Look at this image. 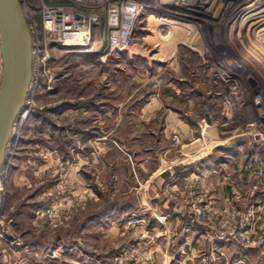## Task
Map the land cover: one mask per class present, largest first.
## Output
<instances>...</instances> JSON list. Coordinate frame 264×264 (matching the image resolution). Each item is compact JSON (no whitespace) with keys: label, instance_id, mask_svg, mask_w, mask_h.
<instances>
[{"label":"rangeland","instance_id":"obj_1","mask_svg":"<svg viewBox=\"0 0 264 264\" xmlns=\"http://www.w3.org/2000/svg\"><path fill=\"white\" fill-rule=\"evenodd\" d=\"M19 1L31 35L32 79L0 168V229L8 240L20 239L21 251L13 254L0 239V264H14L20 253L39 260L34 255L41 247L54 245L57 236L75 239L77 231L81 240L85 234L97 237L88 246L107 256L108 264H156L166 248L163 232L153 230L156 197L184 209L199 226L208 244L205 264H231V245L255 250L253 264L264 260V245L257 242L264 206L251 203L244 187L232 197L216 196L224 185L205 189L198 174H182L186 162L207 151L197 139L210 127L218 130L219 141L209 161L227 158L214 155L224 150L226 138L230 145L263 142L264 0ZM254 2L262 7L243 10ZM124 3L142 6L130 36L131 17H110ZM50 5L86 18V42L64 45L63 34L76 18L65 24L70 28L53 27L46 19ZM1 72L0 56V79ZM178 174V185L171 184ZM192 182L191 195L205 213L200 219L189 207ZM142 193L151 203L145 213L139 208ZM113 207L124 213L108 237L97 233L102 228H82L89 213ZM52 208L56 218L40 216ZM250 211L257 231L246 226L241 232L238 225ZM51 249V260L64 251ZM80 258L106 262L83 252ZM165 260L161 264H169Z\"/></svg>","mask_w":264,"mask_h":264},{"label":"crops","instance_id":"obj_2","mask_svg":"<svg viewBox=\"0 0 264 264\" xmlns=\"http://www.w3.org/2000/svg\"><path fill=\"white\" fill-rule=\"evenodd\" d=\"M177 129L184 130L186 133L191 131L187 125L184 127L180 125ZM210 129L209 134L208 130L205 131V133L201 131V137L197 139L202 140L201 143H203L205 148L208 147L207 151L202 154V156L186 162V167L183 173H181L183 175L187 172L198 174L200 177L199 182L202 188L205 189L210 188L214 190L213 186L224 185L223 190L221 187L218 190L215 189V191H218L216 192V196L232 197L233 194H238L236 190L237 187H244L250 194L248 196L249 199L251 198L250 202L257 205L260 210V207L264 206V201H261L264 198V187L261 189L259 185L262 176L261 173L264 174V164L261 163V161L264 160V139L263 142L259 144H252L242 140L235 145H230L228 140L230 138H226V141L224 140L225 144L223 143V145H220L224 150H217L214 155L215 157L222 155L227 158L220 161H216L215 159L209 161L206 157L211 153L215 145L214 143L219 141L218 130L215 127H210ZM175 131L176 130H174V132ZM175 164L176 162L173 161L169 166ZM181 178L179 174L174 176L171 184L175 185L177 183L178 185V181H180ZM80 180H83V178L80 177ZM226 183H228V185H225ZM141 198L142 201L139 208L142 209V213H145L148 211L147 205L151 206V203L148 202V199L143 193L141 194ZM156 200L157 208H154V210L152 207L151 208L156 212H154L155 216L152 221L155 224L154 226L158 228L153 230H157L159 232L158 234L163 232L164 237L162 238L165 240L166 247L162 254L158 253L156 255V264L166 262V258L169 264H205L204 255L207 251H205L204 246L207 247L208 244L201 238L199 226L192 222L190 216L184 209L174 206L173 204H168V207L167 203L163 202L159 197H156ZM117 209L119 212H116ZM122 209L123 208L120 207H113L98 209L97 211L91 212L84 218V222L82 223L84 226L82 228H86L87 230H96V228L100 230L102 228L104 231H98L97 233L103 235V238L108 237L106 234L115 229L114 221L120 219L119 217L123 215L124 209ZM165 212L168 213L166 217L164 216ZM78 235L79 233L77 231V238L74 239L72 237L70 240H68L69 236L67 238L57 236V241H54L56 242L53 243L54 245H44L39 252H35L34 256L39 258L40 264H90L86 262L85 258H80V253L83 252L84 254H89L91 257H95L96 260L106 261L105 263L108 264L107 256H97L99 252L96 254V250L88 246L90 245L89 240H95V238H97L96 236L85 234V239L82 238L81 240ZM64 244L66 246H64ZM233 246L231 245L229 249V261L231 264H243L241 257L245 254H247L245 255L247 264L256 262L255 258H257V254L255 250L245 253L238 251L236 248L234 249ZM51 247H56L54 253H57L58 248H64V251L60 254V258L57 260H51L50 258V252L53 251ZM167 248H170V250L172 249L170 253H168ZM202 248H204V251ZM20 254L18 257L15 256L14 264H33V261H39L31 257L27 258V253L21 254V256L23 255V258H21ZM259 264H264V260H259Z\"/></svg>","mask_w":264,"mask_h":264},{"label":"water","instance_id":"obj_3","mask_svg":"<svg viewBox=\"0 0 264 264\" xmlns=\"http://www.w3.org/2000/svg\"><path fill=\"white\" fill-rule=\"evenodd\" d=\"M0 168L32 79V42L19 0H0Z\"/></svg>","mask_w":264,"mask_h":264},{"label":"built area","instance_id":"obj_4","mask_svg":"<svg viewBox=\"0 0 264 264\" xmlns=\"http://www.w3.org/2000/svg\"><path fill=\"white\" fill-rule=\"evenodd\" d=\"M45 7H46V5H44ZM49 10L46 12V19H47V17H49L50 16V14H49V11L50 10H54V9H60V12H58V13H56L54 16H57V17H59L61 20L62 19H65V17L66 16H69L70 17V19L68 20V21H65L64 22V27H65V24L66 23H70V21H71V19H72V17H75L76 18V20H75V22H74V24H72V26L73 25H75V24H77L78 23V21H80V20H83V27H84V21H85V19L86 18H84V17H81L78 13H73L72 12V14L70 15V14H67L65 11H64V9H63V7L62 6H56V5H50L49 7ZM111 14L113 13L112 11L110 12ZM110 14V15H111ZM111 17V16H110ZM81 18H83V19H81ZM71 26V27H72ZM65 28H70V27H65ZM87 31V32H86ZM85 32L87 33L86 34V39H87V42H88V35H89V31H88V29H86L85 28ZM254 135V134H253ZM176 140H177V138H175ZM194 178H196V177H194ZM195 183V182H194ZM194 183L192 182V185H189V186H187V188L190 190V196L192 197L191 199H193V197H194V200H191V204H190V210L192 211V212H194L195 214H196V218H198V219H200V217H201V215H203V214H205L204 213V210H203V208H201V206H203V204L200 202L201 200H199V198L197 199L196 197H195V193L193 192V196L191 195V192H192V189L194 188ZM172 198H175V195H172ZM199 204V205H198ZM206 207H207V205H206ZM52 211V212H51ZM53 212H55V210L52 208V209H50V210H47V211H45V212H40V216H45V218H48V219H54V218H56L57 216H56V214H54ZM38 214V213H37ZM253 216H254V212H252V211H250V212H248V216L247 217H250V218H248V220L244 223V224H242L241 223V221H244V220H241L240 221V223H239V228H238V230H242V229H244L246 226H253V228H252V230H255V233H256V228H254V225H255V220H254V218H253ZM255 223H254V222ZM252 222L254 223V225L252 224ZM204 222L202 221L201 222V224H203ZM251 223V225H249ZM244 225V226H243ZM261 228V227H260ZM242 232V231H241ZM205 234H206V232H205ZM240 235V237L242 238V240H247V237H244L243 235H242V233H240L239 234ZM216 236V238H218L219 240L220 239H222V236H221V233H220V235L219 236H217V235H215ZM0 239H2V240H5L7 243H8V245H9V247L11 248L10 250H12L13 251V254L16 252V251H21V249H18L19 247H20V245H21V241H20V239L19 238H11V239H7V238H5V233L0 229ZM1 241V240H0ZM257 242L259 243V245H264V230L262 231V232H260V235L257 237ZM14 250H13V249ZM119 263H121V262H119Z\"/></svg>","mask_w":264,"mask_h":264},{"label":"bare ground","instance_id":"obj_5","mask_svg":"<svg viewBox=\"0 0 264 264\" xmlns=\"http://www.w3.org/2000/svg\"><path fill=\"white\" fill-rule=\"evenodd\" d=\"M204 3H208V0H206V2ZM103 4V3H102ZM260 8L262 7V4H260L259 2H254L253 4L251 5H248L247 7H245L243 10H247L248 8ZM122 9H120V11L117 9V8H114L112 10V14L110 15L111 17H118L119 16V13H122L124 15H126L128 18L131 17L132 20L129 24V36H130V33H131V28L133 26H135L137 24V22L139 21L138 18L141 14V9H142V6L140 5H136V4H128V3H124L122 4ZM254 8V9H255ZM49 9V8H48ZM67 10V9H65ZM60 12V9H54V10H50L49 11V14L50 16L48 17L51 21V23L53 24V27H56V28H63L64 27V22L65 21H68L70 19L69 16H66L65 19H60L59 17L57 16H54L56 13ZM241 14V13H240ZM247 14V12H246ZM245 15V14H244ZM123 18V17H122ZM141 18V17H140ZM111 20V19H110ZM130 20V19H129ZM141 21V20H140ZM86 22V21H85ZM114 24V23H113ZM83 25V20H80L78 21L77 24H75L73 26V28L70 29V32H67L65 34H63L64 36V45L67 46V47H70V46H73V45H76L77 43H84L83 40L82 41V38H81V35H82V31L84 29V27L82 26ZM115 25V24H114ZM114 28V27H113ZM116 28V27H115ZM134 29V28H132ZM69 33V34H68ZM86 33V32H85ZM83 37V36H82ZM115 37V36H114ZM264 37V36H263ZM85 39V38H84ZM115 40V41H114ZM113 41L116 42V37ZM86 42V41H85ZM120 43V42H119Z\"/></svg>","mask_w":264,"mask_h":264},{"label":"flooded vegetation","instance_id":"obj_6","mask_svg":"<svg viewBox=\"0 0 264 264\" xmlns=\"http://www.w3.org/2000/svg\"><path fill=\"white\" fill-rule=\"evenodd\" d=\"M20 2V1H19Z\"/></svg>","mask_w":264,"mask_h":264}]
</instances>
